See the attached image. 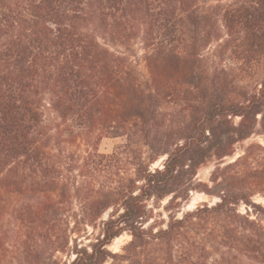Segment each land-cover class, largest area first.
Listing matches in <instances>:
<instances>
[{"label":"trees","instance_id":"trees-1","mask_svg":"<svg viewBox=\"0 0 264 264\" xmlns=\"http://www.w3.org/2000/svg\"><path fill=\"white\" fill-rule=\"evenodd\" d=\"M214 43L260 65L264 0H0V244L15 234L17 264H264V145L243 146L264 140V74L237 86L206 64ZM102 138L125 143L101 154ZM193 191L216 201L177 218Z\"/></svg>","mask_w":264,"mask_h":264},{"label":"rangeland","instance_id":"rangeland-1","mask_svg":"<svg viewBox=\"0 0 264 264\" xmlns=\"http://www.w3.org/2000/svg\"><path fill=\"white\" fill-rule=\"evenodd\" d=\"M208 4H216V0H207ZM229 0H222V2H227ZM217 49V44H211L209 48H207L204 51V59L206 61V64L209 66L213 65L216 66L218 69L222 68L223 70L226 71L228 79L233 81L237 86L244 87L248 92H254L255 88L257 87V84L260 82L263 74H264V60L262 63L253 69H247L244 68L240 65L239 62L234 60L232 55L230 54L229 50H221L222 53L218 54L217 56H211V52ZM130 56V60L132 62V65L135 66L137 71L143 75L146 76L147 72L144 67V63L141 60V57L144 54L142 45L139 40H134L132 41L131 44V51L128 53ZM208 61V62H207ZM238 122V119L235 120V123ZM261 143L264 145V140L262 137L257 136L255 137L252 136L250 139L245 141L243 143V146H247L250 143ZM125 143L124 138H102L98 150L99 153L101 154H112L114 149L122 144ZM85 147H83L84 150ZM74 150V149H73ZM78 151V150H76ZM82 153V151H81ZM240 153V151H237V155ZM236 158V157H235ZM161 166V160L157 161L153 168ZM214 169V163H208L207 165L201 167L198 170L196 180L198 182L202 183H209V178L212 170ZM216 201L215 199L211 200L207 196L199 193V192H191L189 194V199L184 202L178 210H175V214L177 215V218H181L183 214L193 211L195 208L201 206L204 202L212 203ZM255 201L258 203H261L264 206V198L261 196H256ZM168 202V198H164L159 202H150L151 205L155 208L157 212L160 213L161 217L159 223L162 222H167V216L168 213L164 210V207L166 206ZM240 212L244 213V207L240 208ZM107 215L105 214L103 216V219H105ZM8 220L9 218L7 215H2L0 218V226L1 228H10L8 226ZM2 229H0L1 232ZM89 232H92L91 228H88ZM98 230L93 231V235H97ZM94 236V238H95ZM82 237V236H80ZM88 238H93V237H88ZM82 241L81 243L83 244H88L89 240L86 238H81ZM130 240V237L126 234H123L119 238H116L113 240V242L108 246V249L113 252H118L124 246L128 241ZM17 238L14 233L8 234L7 237L3 240V243L0 244V264H17ZM57 257L63 261H65L66 257L63 254H57Z\"/></svg>","mask_w":264,"mask_h":264}]
</instances>
